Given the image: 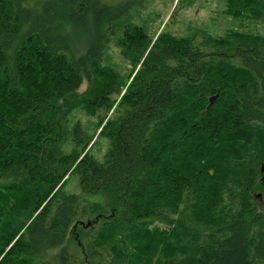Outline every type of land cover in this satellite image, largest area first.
I'll use <instances>...</instances> for the list:
<instances>
[{"label": "trees", "instance_id": "16d2710c", "mask_svg": "<svg viewBox=\"0 0 264 264\" xmlns=\"http://www.w3.org/2000/svg\"><path fill=\"white\" fill-rule=\"evenodd\" d=\"M142 3L0 0V264H264V34H151Z\"/></svg>", "mask_w": 264, "mask_h": 264}, {"label": "rangeland", "instance_id": "374dc122", "mask_svg": "<svg viewBox=\"0 0 264 264\" xmlns=\"http://www.w3.org/2000/svg\"><path fill=\"white\" fill-rule=\"evenodd\" d=\"M106 1L117 3L121 0ZM178 1L179 0H143L142 6L138 7V17L144 18L143 22L149 24L148 28L151 34L169 31L176 36H192L197 39L198 43H201V38H203L202 33L204 32H209L214 37H220L223 36L228 29L233 27L243 29L252 28L254 31L264 34V20L245 26L244 23H241V21H243L242 19L226 16L224 14L226 9L225 0H180V4H178ZM108 51H111L110 54L113 59L111 60L113 62L122 63L120 61L121 56L116 47L111 46ZM84 90H86V85L80 88L81 92ZM111 113L106 116L105 122L108 120ZM101 116H103V113L91 117L81 112L78 113L75 118H80L83 125L89 124L93 127V123L99 121ZM98 132L100 133V130H98ZM108 147V141L101 138L93 148L95 156L99 159H103ZM263 167L262 169L264 170ZM75 181L76 180L73 179L69 183V192H78L79 188ZM256 199L260 200L259 197H256ZM81 203L85 204L84 201H81ZM82 221L86 222L87 219L83 218ZM82 225L86 226L85 223ZM75 250L80 257V248H75ZM104 264H111L108 258L105 260Z\"/></svg>", "mask_w": 264, "mask_h": 264}, {"label": "bare ground", "instance_id": "6f19581e", "mask_svg": "<svg viewBox=\"0 0 264 264\" xmlns=\"http://www.w3.org/2000/svg\"><path fill=\"white\" fill-rule=\"evenodd\" d=\"M75 227H76V225H75Z\"/></svg>", "mask_w": 264, "mask_h": 264}]
</instances>
